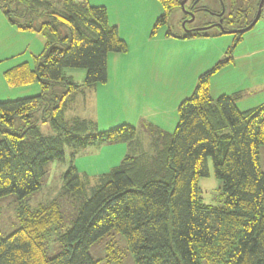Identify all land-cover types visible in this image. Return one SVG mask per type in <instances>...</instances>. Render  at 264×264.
Listing matches in <instances>:
<instances>
[{"label": "trees", "instance_id": "trees-1", "mask_svg": "<svg viewBox=\"0 0 264 264\" xmlns=\"http://www.w3.org/2000/svg\"><path fill=\"white\" fill-rule=\"evenodd\" d=\"M58 2L0 0L11 23L46 39L33 64L23 62L4 73L9 85L38 83L40 92L0 101V197L19 194L21 219L16 231L7 237L0 234V264H98L89 249L114 228L125 234L137 264H264V103L242 111L237 94H223L212 102L211 77L231 62V49L228 59L199 76L162 146L154 139L151 151L127 154L120 164L94 177L72 162L61 197L78 202L79 213L73 226L59 235L63 250L48 257L46 235L64 222L60 202L53 199L32 208L27 197L43 187L48 164L64 158V138L43 136L32 118L42 111L43 122L51 120L65 130V140L75 151L98 142L134 144L137 136V128L128 123L85 135V120L76 119L72 129L66 128L64 112L73 95L107 82L109 53L127 51L128 43L110 23L106 6L87 0ZM160 2L163 12L154 32L168 23L181 0ZM247 7L254 8L252 3ZM60 26H67L70 34L63 38ZM194 36L210 35L191 30L182 37ZM66 67L85 68L84 83L67 76ZM56 85L66 91L56 93ZM18 118L24 123L21 128L15 127ZM210 158L222 181L223 205L206 203L201 196L199 181L209 175Z\"/></svg>", "mask_w": 264, "mask_h": 264}, {"label": "rangeland", "instance_id": "rangeland-1", "mask_svg": "<svg viewBox=\"0 0 264 264\" xmlns=\"http://www.w3.org/2000/svg\"><path fill=\"white\" fill-rule=\"evenodd\" d=\"M51 1L59 3L58 0ZM87 2L108 7L109 19L117 25L121 37L128 43V49L125 52L109 53L107 82L83 87L73 95L64 112L66 128L72 129L76 119L85 120L89 124V129L83 132L85 135L128 123L137 128V136L134 144L98 142L75 151L65 140L67 135L65 130L54 127L51 120L43 122L42 111L37 112L32 118L43 136L64 138V158L55 159L48 164L43 189L27 197L34 207L53 199L60 202L64 215L63 225L51 231L45 238L46 253L50 258L63 250L64 243L59 239V235L73 226L79 213L78 202L71 197H61L64 174L72 162L80 172H86L94 177L120 164L127 154L151 151L154 139L158 138L162 146L166 133H172L176 128L179 105L192 95L199 76L228 59L229 55L226 53L230 49L234 56H238L237 66L232 61L212 75V102L216 103L222 93L233 92L242 94L239 103L237 102L241 108L253 107L264 102L262 84L264 7L256 25L244 33H225L223 28L215 26L205 31L210 36L182 37L189 30L203 27L206 23H219L221 19L227 30L245 28L254 20L261 0H187L185 7L180 3V6L171 11L168 23L159 27L156 32L155 23L163 12L160 0H87ZM249 3L254 7L251 10L247 7ZM191 10H194L196 15L194 20L190 18ZM239 12H242L240 16L237 15ZM13 17L19 21L26 19L17 15ZM37 20L40 22V19ZM169 30H172L174 35H169ZM60 34L64 38L70 34V29L67 26H60ZM25 45L27 48L24 52ZM44 48L43 35L19 29L0 9V55L14 49L17 53L0 63V99L15 97L23 90L28 91V94L24 95H32L36 92L31 91L38 88L40 90L38 83L11 86L1 71L23 62L33 64L34 57ZM64 73L74 75L75 80L80 83H84L85 75L87 76V70L81 67H66ZM254 82L261 84L250 87ZM55 88L56 93L60 95L66 91L60 85H56ZM50 97L54 98V95ZM23 124L18 118L15 127L21 128ZM151 125L159 127L165 133L161 135L158 132L154 133ZM260 153L264 169V145L261 146ZM200 187L204 202L224 204L226 196L222 190V181L215 175L211 158L209 175L201 178ZM19 198L18 193L0 197L2 237H7L21 225L18 213ZM170 233L172 236V218ZM89 252L98 264H137L125 234L116 228L93 243ZM181 263L183 264L182 261Z\"/></svg>", "mask_w": 264, "mask_h": 264}, {"label": "crops", "instance_id": "crops-1", "mask_svg": "<svg viewBox=\"0 0 264 264\" xmlns=\"http://www.w3.org/2000/svg\"><path fill=\"white\" fill-rule=\"evenodd\" d=\"M103 6H105V5H103ZM1 9V8H0ZM107 9H108V7H107ZM109 10V9H108ZM1 11H2V9H1ZM108 14L110 15V11H108ZM11 22V21H10ZM110 23L112 24V25H115V26H117L115 23H112V21H110ZM199 37H202V36H199ZM46 42V39L44 38V43ZM26 45H25V47H24V52H25V50H26ZM23 52V53H24ZM227 54V53H226ZM14 55H17V53H16V51H15V49L13 50V51H11V52H6V54H2V55H0V63H2V62H4L6 59H9V58H11L12 56H14ZM225 56V55H224ZM238 59V56H234L233 55V57H232V60H231V62H229V63H232V61L233 62H235V66H237V63L238 62H236V60ZM18 65V64H17ZM7 69H9V68H7ZM7 69H3L1 72L2 73H5V71L7 70ZM67 76H70V77H72L74 80H75V78L73 77L74 75H72V74H66ZM85 77H86V75H85ZM84 80H85V78H84ZM76 81V80H75ZM76 82H78V81H76ZM84 82V81H83ZM78 83H80V82H78ZM80 84H82V83H80ZM261 83H258V82H254L250 87H255V86H258V85H260ZM262 84H264V83H262ZM28 86V85H27ZM31 92H36V93H33L32 95H36V94H38L39 92H40V90H39V88H38V90H36V91H31ZM24 94H28V91L27 90H23L19 95H17V96H15V97H7V98H2V99H0V101H5V100H11V99H16V98H21V97H25V96H30V95H24ZM223 94H229V95H233V94H237L238 96H239V99L237 100V102L242 98V94L240 93V92H233V93H222L221 95H223ZM21 95H23V96H21ZM220 95V96H221ZM190 97V96H189ZM239 103V102H238ZM237 103V104H238ZM264 103V102H263ZM262 103H260V104H258V105H256V106H253V107H249V108H241L240 106H239V104L237 105L238 106V108L240 109V110H242V111H244V110H248V109H251V108H255V107H257V106H259V105H261ZM260 156H261V153H260ZM261 165H262V162H261ZM113 168V167H112ZM201 180V179H200ZM45 182H46V177H45ZM199 185H200V181H199ZM43 189V188H42ZM211 204V203H210ZM31 205V204H30ZM39 205V204H38ZM37 205V206H38ZM32 206V205H31ZM37 206H32V208H36Z\"/></svg>", "mask_w": 264, "mask_h": 264}, {"label": "water", "instance_id": "water-1", "mask_svg": "<svg viewBox=\"0 0 264 264\" xmlns=\"http://www.w3.org/2000/svg\"><path fill=\"white\" fill-rule=\"evenodd\" d=\"M186 1L187 0H183L181 2V4H182L183 7H185V2ZM263 7H264V0H261V3H260V6H259V9H258V12H257L254 20L248 26H246L245 28H242V29H238V30L237 29L236 30H225L224 27H223V25H222V23H221V21H222L221 20L218 24H214L212 26H203V27H200V28L192 29V30L195 31V32H201V31H206L208 29H211L215 25H218L219 27L223 28V32H225V33H244L246 31L252 29L256 25V23L259 21V19L262 16ZM189 14L191 15V20H194L195 17H196L195 12L189 11ZM189 31H191V30H189Z\"/></svg>", "mask_w": 264, "mask_h": 264}, {"label": "flooded vegetation", "instance_id": "flooded-vegetation-1", "mask_svg": "<svg viewBox=\"0 0 264 264\" xmlns=\"http://www.w3.org/2000/svg\"><path fill=\"white\" fill-rule=\"evenodd\" d=\"M191 11H193L194 12V10H191ZM221 15L222 14H219V16L221 17ZM191 16V15H190ZM191 18V17H190ZM222 20V19H221ZM215 24H218V23H215ZM212 25H214V24H210V23H206L204 26H212ZM215 26H218V25H215ZM214 26V27H215Z\"/></svg>", "mask_w": 264, "mask_h": 264}]
</instances>
